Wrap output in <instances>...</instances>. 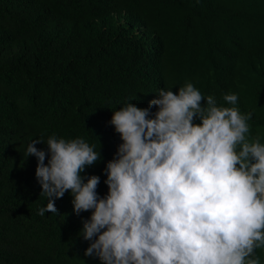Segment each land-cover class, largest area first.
I'll return each instance as SVG.
<instances>
[{
	"label": "clouds",
	"instance_id": "clouds-1",
	"mask_svg": "<svg viewBox=\"0 0 264 264\" xmlns=\"http://www.w3.org/2000/svg\"><path fill=\"white\" fill-rule=\"evenodd\" d=\"M131 0H126L130 2ZM183 9L142 2L144 15L124 8L115 22L123 65L109 64L117 83L126 74L146 82L145 102L114 101L109 121L115 156L100 177L82 173L101 160L77 137H37L26 148L47 197L38 215L58 213L55 199L70 193L83 219L86 256L103 264H264V143L251 135L231 87L264 80V0H185ZM214 34L215 52L179 67L154 60L162 44ZM198 83H172L188 75ZM38 143L47 144L46 153Z\"/></svg>",
	"mask_w": 264,
	"mask_h": 264
},
{
	"label": "trees",
	"instance_id": "trees-1",
	"mask_svg": "<svg viewBox=\"0 0 264 264\" xmlns=\"http://www.w3.org/2000/svg\"><path fill=\"white\" fill-rule=\"evenodd\" d=\"M142 2L160 9H183L185 0H0V264H103L86 256L90 241L83 239V219L74 213L71 195L55 199L58 213L38 215L47 197L35 170L37 159L26 156L37 137L55 134L83 138L102 158L82 175L100 177L97 192L107 194L104 169L115 156L116 137L110 130L114 101L145 102L149 85L126 74L117 83L109 64L123 65L120 54L132 52L109 42L117 36L124 8L144 15ZM214 34L194 41L176 38L162 44L154 57L172 69L185 60L215 52ZM198 83L193 75L174 81ZM242 113H251V135L264 143V80L256 87H231ZM46 153L47 144L35 145Z\"/></svg>",
	"mask_w": 264,
	"mask_h": 264
}]
</instances>
